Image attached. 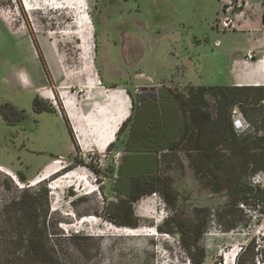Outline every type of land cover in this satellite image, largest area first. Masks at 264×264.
<instances>
[{
	"label": "rangeland",
	"instance_id": "rangeland-1",
	"mask_svg": "<svg viewBox=\"0 0 264 264\" xmlns=\"http://www.w3.org/2000/svg\"><path fill=\"white\" fill-rule=\"evenodd\" d=\"M201 1L211 14V3L205 6L206 1ZM166 3L29 0L26 5L23 0H0V167L25 177L20 181L16 176L15 181L0 170V207L23 190L32 194L45 189L47 203L37 204L36 213L41 221L47 210V239L67 264H192L183 242L190 243L195 258L204 250L202 264H228L223 254L235 248L234 264H264V201L249 198L248 204L237 205L230 214L227 189L213 190L219 188L220 179L222 183L229 180L230 173L224 169V173L216 172L217 178H199L183 150L170 153L171 161L162 162L155 173L179 192L174 207L169 209L160 194H148L132 204L135 227L120 224L126 220L116 215L121 198L115 191L122 160L118 152L123 150L128 127L117 132L102 151L96 147L99 131L110 130L127 104L130 114L131 98L147 97L140 90L148 87L185 93L197 85L235 83L228 58L243 37L216 29L223 16L220 1L217 13L209 15L214 18L211 24L203 22L214 32L209 41L194 43V48L185 46L190 64H186L185 50L178 48L180 41L175 42L177 31L170 29ZM192 12L188 16L196 17ZM251 17L257 20L258 13L252 11ZM193 24L189 29H195ZM263 31L264 24L258 28V37ZM263 51L260 47L253 60L260 58L264 70ZM49 92L56 99L47 98ZM34 97L48 112L33 110ZM206 98L214 113L215 100ZM6 105L24 110V118L8 124L17 118ZM4 109L10 117L2 113ZM252 109L248 108L247 117L239 105H233L231 113L240 111L248 123L239 133L264 135V101ZM55 160L67 165L61 176L35 182ZM69 173L77 180L62 188L51 187L55 179ZM254 173L249 168V177ZM246 175L243 180L249 186L264 189L250 184ZM207 181L214 183L212 187ZM204 218L205 226L198 233L195 227ZM167 219L171 232L160 230ZM232 222L237 224L232 227ZM16 235L11 233L13 239Z\"/></svg>",
	"mask_w": 264,
	"mask_h": 264
},
{
	"label": "trees",
	"instance_id": "trees-1",
	"mask_svg": "<svg viewBox=\"0 0 264 264\" xmlns=\"http://www.w3.org/2000/svg\"><path fill=\"white\" fill-rule=\"evenodd\" d=\"M262 20L264 24V14ZM206 95L211 96L217 104L214 113L211 112V105ZM263 101V85L190 87L188 97L174 95L167 106L163 105L162 121L160 122L159 119L153 121L149 128H147L149 108L136 107L128 148L136 152H157L169 146L175 150L179 143L182 148L188 150L190 165L197 175L205 177L211 175L217 178L216 172L224 173L226 169L230 173L229 180L222 183L220 179L219 188L213 190L219 191L222 187L227 189L226 204L229 207L228 212L232 214L236 211L237 205L248 204L249 198L264 201V190L253 188L249 186L247 179L243 180L245 174L249 177V168L250 173L264 168V135L249 136V132H236L231 121V111L233 105L237 104L242 113L249 117L248 108L255 110L254 108ZM42 110L38 108V111ZM130 117L123 121L118 132L127 125ZM171 142L173 146L170 145ZM135 162L137 164L132 165ZM156 162L157 157L150 153H138L131 157L132 170H137L146 176L142 182L145 188L136 195H129L127 189L118 188L121 198L115 212L119 218L126 220L120 224L135 227L137 223L133 218L132 204L140 196L154 191L160 193L169 209L175 206L178 191L163 186L161 181L152 176L151 172ZM16 176L20 181L25 180L21 173H17ZM207 184H211L212 187L214 183L207 181ZM39 203L45 205L47 203L45 189H38L32 194L23 190L17 197L0 207V264H67L49 244L48 229L45 224L47 210L39 221L41 216L36 213ZM199 211L200 209H197L195 212L197 216ZM205 223L204 218L201 224L196 225L198 233ZM235 224L237 223L232 222L230 226L233 227ZM163 225L160 230L171 232L169 219L165 220ZM14 231L17 235L13 239L11 233ZM197 240L198 235L194 237L192 244H196ZM183 244L187 248L192 264H202L205 258L204 250L201 249L199 257L195 258L190 243L183 242Z\"/></svg>",
	"mask_w": 264,
	"mask_h": 264
},
{
	"label": "crops",
	"instance_id": "crops-1",
	"mask_svg": "<svg viewBox=\"0 0 264 264\" xmlns=\"http://www.w3.org/2000/svg\"><path fill=\"white\" fill-rule=\"evenodd\" d=\"M205 1V6L206 3H211V14H208L209 12L204 9V3L201 0H167L166 8L169 15H171L170 29L173 31H177L175 34V42L180 41L179 44L181 45H178L179 49L185 50V46L190 45L194 48V43H207V41H209L210 39L211 33H214L213 31L209 32V30L203 26V22L205 20L206 22H208V25L211 24V21L214 18H212L213 16L209 17V15H215L214 12L217 13V0H209L210 2H207V0ZM243 1L245 2V6L241 9V12L237 11L232 15L236 23V27L232 30V32L237 34L240 33L243 38L240 39V42H236L234 46V49H236V51L234 54H230L228 58L230 60L229 63L234 74L235 82L231 85L242 86L255 85V83H259L264 86V79L262 77V73L264 72V70L262 69V64L259 62L260 58L256 60L245 59V54L248 51H251L255 55V52H257L260 47H264V31L261 38L257 35L258 28L263 24L262 19L264 14V0ZM190 9H192L193 12ZM254 10L258 13L257 20H253L251 17V13ZM187 12H192V14H195L196 17H194V15L192 16L194 18L188 16ZM197 21L200 22V27ZM192 22L195 23V25L193 24L195 27L194 30L189 29L190 25H192ZM214 44L218 45L219 42L217 41ZM182 45H184V47ZM185 57L186 64H190L189 50H185ZM63 125L69 137L64 122ZM67 150L69 151L70 149ZM38 169H40V167Z\"/></svg>",
	"mask_w": 264,
	"mask_h": 264
},
{
	"label": "flooded vegetation",
	"instance_id": "flooded-vegetation-1",
	"mask_svg": "<svg viewBox=\"0 0 264 264\" xmlns=\"http://www.w3.org/2000/svg\"><path fill=\"white\" fill-rule=\"evenodd\" d=\"M188 90H189V88L186 89L185 93H181V92H177V91H174L172 89H169V88L163 89L160 86L155 87V88L154 87L153 88H149L148 87V88H146L144 90H140V92H144V94L147 95V97L136 96V97H132L131 98V102H132L131 113H130V115H128L129 117L130 116L131 117H130V120L127 122V125H125L123 127V129L125 127H128V134H127V137H126V140H125V143H124L123 150L118 152V155L122 157V160L118 164V169H117V173H118L117 177H118V179H117V184L115 185V191L117 192L119 197H121V196H120V194L118 192V188L127 189L129 195H136L137 193H140L145 188V186L142 184V182H143L144 177H146V176L140 174L137 170H132L133 168H131V166H130L131 165L130 162H131V157L132 156H135L138 153H144V154L145 153H148V154L150 153L153 156H156L157 157V162L154 165V168H153L151 173H152V176L154 177V179H157V180L161 181V179L155 173H156L158 167L161 166L162 162L171 161V159L169 158L170 157V153L175 152V151H179V150H183V151L187 152L188 155H189L188 150H185L184 148H182L179 143H177L176 148L174 147L175 150L169 148L170 147L169 146V147H166V148H162L161 150H159L157 152L156 151L136 152V151L129 150V148H128V146H129L128 145V141H129V138H130V135H131V125H132V122H133V117L135 115V108L136 107L143 106V107H148L149 108L150 117H149V119L147 121V128H149L153 121L156 122L157 119H159L160 122L162 121V117L161 116H162V113H163V105L167 106V104L173 99L174 95H182V98L183 97H188ZM38 105H40L39 107H42V109H43L41 112H43V111L48 112V108H46L43 105V103L41 105V101H39V99L37 97H34L32 108H33V110L35 112H40V111H38V108H39ZM6 107L8 108V110L10 109L14 113V118H17V120L15 119V121H13V122L9 121L8 124L13 125V124L19 122L20 120H22L24 118V115H23L24 110L19 109L18 107L14 106V105H6ZM4 110H7V109H4ZM8 110L6 112L5 111L2 112L4 114H6V117H10ZM56 113H58V112H56ZM61 118H62V116H61ZM170 145L173 146V143L171 142ZM132 162H134V161H132ZM136 164L137 163L135 162L132 165H136ZM64 166L66 167L67 165L65 164ZM189 166L191 167L190 164H189ZM191 169L193 170L192 167H191ZM133 171H135V172H133ZM199 178H201V177L199 176ZM161 183H162L163 186L171 187L168 184H164L162 181H161ZM171 188H173V187H171ZM157 193L160 194L157 191H154V192H152L150 194H155L156 195ZM145 195H148V194H145ZM179 195L180 194L178 192L177 197Z\"/></svg>",
	"mask_w": 264,
	"mask_h": 264
},
{
	"label": "bare ground",
	"instance_id": "bare-ground-1",
	"mask_svg": "<svg viewBox=\"0 0 264 264\" xmlns=\"http://www.w3.org/2000/svg\"><path fill=\"white\" fill-rule=\"evenodd\" d=\"M23 1H25L26 5H27V2L29 0H23ZM28 8H30V7H28ZM255 85H262V84L255 83ZM46 97L49 99H56L54 92L47 93ZM122 98L123 97L120 96V98H119L120 100L118 101L119 103L123 102ZM129 107H130V105L127 104V106H125L124 110L116 118V120H113V122H111L110 130L99 131V139L97 140V143H96L97 150L102 151L103 149H106V147L109 146L113 142V140L116 136V133L118 132L121 124L129 115ZM98 112L101 115L105 116L103 113L104 112L103 110H99ZM59 161L60 160H57L54 162L53 165L47 166V168L43 171V173L41 175H39V177L36 178L34 181L35 182H41L43 180L52 178L53 176H56L57 174H59L65 167L62 165V163H58ZM0 170H3L6 174L10 175L15 181H17L16 175H14L8 168L1 166ZM59 175L61 176V174H59ZM76 180H77V178L73 177L72 173H69V174L64 175L61 179H55L54 182L51 183V187L53 189L62 188V185H64V184L69 185V182H73ZM129 233L134 234L136 232L130 231ZM237 254H238V249L235 248V249H232L231 251L226 252L225 257L228 259L229 263L232 264V262L234 261V259L237 256Z\"/></svg>",
	"mask_w": 264,
	"mask_h": 264
},
{
	"label": "built area",
	"instance_id": "built-area-1",
	"mask_svg": "<svg viewBox=\"0 0 264 264\" xmlns=\"http://www.w3.org/2000/svg\"><path fill=\"white\" fill-rule=\"evenodd\" d=\"M221 3V11H222V17L217 20V23L215 25L216 29L221 28L222 30H233L236 27V23L234 21V18L232 17L233 13L235 12H241V9L245 6V2L243 0H219ZM253 53L251 51H248L245 54L246 60H252L253 59ZM260 63H263L262 60H259ZM231 121L234 129L236 132H242L248 127V123L245 121L242 113L237 110H234L231 115ZM56 161V160H55ZM248 182L252 185H257L264 187V171H258L254 174H252L250 177H248ZM20 187H24V185H19ZM155 195V194H153ZM225 257V255L223 254ZM225 262V259H224ZM257 262L260 263V259L257 257ZM234 264V261L233 263Z\"/></svg>",
	"mask_w": 264,
	"mask_h": 264
}]
</instances>
